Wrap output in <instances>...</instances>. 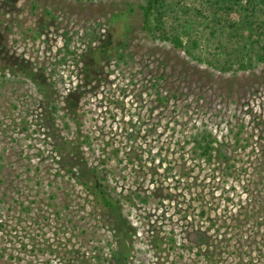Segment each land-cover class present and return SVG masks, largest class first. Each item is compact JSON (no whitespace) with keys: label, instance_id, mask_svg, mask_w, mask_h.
<instances>
[{"label":"rangeland","instance_id":"1","mask_svg":"<svg viewBox=\"0 0 264 264\" xmlns=\"http://www.w3.org/2000/svg\"><path fill=\"white\" fill-rule=\"evenodd\" d=\"M144 4L0 0V264H264V62L195 60Z\"/></svg>","mask_w":264,"mask_h":264},{"label":"trees","instance_id":"2","mask_svg":"<svg viewBox=\"0 0 264 264\" xmlns=\"http://www.w3.org/2000/svg\"><path fill=\"white\" fill-rule=\"evenodd\" d=\"M141 10L152 39L221 71H231L234 63L244 70L264 62V0H145ZM196 142L211 157L215 140L202 134Z\"/></svg>","mask_w":264,"mask_h":264}]
</instances>
